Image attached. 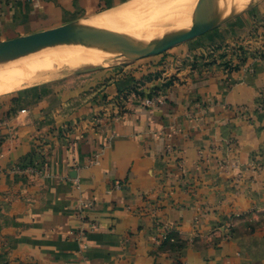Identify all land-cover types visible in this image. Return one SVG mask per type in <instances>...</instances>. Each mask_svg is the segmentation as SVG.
Listing matches in <instances>:
<instances>
[{"label": "crops", "instance_id": "0c3cea01", "mask_svg": "<svg viewBox=\"0 0 264 264\" xmlns=\"http://www.w3.org/2000/svg\"><path fill=\"white\" fill-rule=\"evenodd\" d=\"M127 1L14 0L0 40ZM177 48L0 105V264H264V0Z\"/></svg>", "mask_w": 264, "mask_h": 264}, {"label": "bare ground", "instance_id": "6f19581e", "mask_svg": "<svg viewBox=\"0 0 264 264\" xmlns=\"http://www.w3.org/2000/svg\"><path fill=\"white\" fill-rule=\"evenodd\" d=\"M203 1L204 0H132L122 7L120 6L90 16L83 25L114 32L116 35L122 37L128 45L139 47L145 43L147 35L153 38H160L173 34L180 29L190 27L192 25V18ZM248 1L249 0H239L236 6L242 9ZM230 8L231 7L227 5L226 11L228 12ZM137 17H148L153 21L142 24L131 23L133 19ZM169 27H171L170 31L168 30ZM55 48H71L74 50L69 51L62 49L58 51H45ZM40 50L42 51L40 52ZM79 50L90 51L89 54L92 57L98 54L99 56L103 55L108 57L107 54H104L100 50L80 44L58 45L16 55L8 59L34 53L62 52L55 56H53L54 53H51L50 55L52 56L42 57V55H37L31 58H23L19 61L15 59L16 61L14 60L13 62H3L7 59L3 60L0 63V95L13 91L19 79L24 78L26 74L32 71H34L35 76L31 81L28 80L30 83L41 81L51 76V74L63 71L66 69L63 68V66L71 64L72 61H75L78 57H85V54L78 52ZM98 65L104 64L98 61V64L94 66ZM51 67H54V69L51 70ZM77 68L79 67L75 65L70 66L71 70ZM49 69L51 70L50 72Z\"/></svg>", "mask_w": 264, "mask_h": 264}, {"label": "water", "instance_id": "95a60500", "mask_svg": "<svg viewBox=\"0 0 264 264\" xmlns=\"http://www.w3.org/2000/svg\"><path fill=\"white\" fill-rule=\"evenodd\" d=\"M238 1L204 0L193 16L190 27L160 38L147 35L145 43L139 47L128 45L114 32L83 25L82 20H73L55 27L1 40L0 62L19 54L64 44H80L100 50L104 54L118 55L128 60L158 55L222 25L243 9L236 6ZM250 1L252 0L248 3ZM227 5L231 7L229 14L226 11Z\"/></svg>", "mask_w": 264, "mask_h": 264}, {"label": "rangeland", "instance_id": "374dc122", "mask_svg": "<svg viewBox=\"0 0 264 264\" xmlns=\"http://www.w3.org/2000/svg\"><path fill=\"white\" fill-rule=\"evenodd\" d=\"M12 1H14V0H0V10L2 9L3 6H5V4H9ZM130 1H132V0H129V1L123 3L119 6H116L115 8L120 7V6L122 7ZM110 9H112V8H110ZM107 10H109V9H107ZM229 13H231L230 10L227 12V14H229ZM86 17L87 16H82L79 19V20H82V22H81L82 24H84L90 18V16L87 18ZM151 21H153V20H150V18H148V17H146V18H138L137 17V18H134L133 22H131V23L142 24V23H148ZM44 25H47V23H44V22L40 23L39 22L36 25H34L33 28H41ZM17 27H18L17 23H15L13 26L12 25L0 26V39L9 38V37L13 36L14 34H16L17 30L14 28H17ZM168 30L170 31L171 27H169ZM193 39H196V38H193ZM193 39H190L188 41L180 43V44L166 50L165 52L161 53V54H163V56H161V54H158V55H153V56L141 58L138 60H128L126 58H123V57L118 56V55H113V54L108 55V57L103 56V55L99 56V54L95 57H92L89 54L90 51L79 50L78 52L85 54V57H83V58L78 57L76 59L78 61V63L75 60V61H72L71 64H67V65L63 66V68H66V69H64L63 71H60L59 73L51 74V76H48L46 79H43V80L38 81V82L34 81L31 83H30V81L35 76L34 71L26 74L24 76V78H20L18 81L19 85L17 84L14 87L15 89L13 91L0 95V105H2L4 107L7 106L10 109L12 107H19V106L21 107L24 105V102H27L29 100L31 101L32 99H33L32 101H34V100L37 101V99H42L43 97L48 96V95L53 96V94L64 92L63 88H65L66 85H68V87L71 85L76 86L77 85L76 81L79 83H82L86 79V77H88L91 73L96 72V71H100L102 69H109L111 71V73H116L117 70L122 68L124 65L136 63L137 61H143L145 59H154L155 63L162 62L163 60H165L167 58V55H170L172 53V52H170L172 49H175L176 47H178L177 49H179V47L180 48L184 47V45H186V43H188L189 41H192ZM3 40H7V39H3ZM62 49H66L69 51L74 50L71 48H55V49H47L45 51H51V50L58 51V50H62ZM41 51L42 50H40V52ZM51 53H54L53 56H55V55H58L59 53H62V52H43V53L27 54V55L18 56V57L12 58V59H7L3 62H13L15 59L17 61H19V60H22L23 58L24 59L27 57L31 58V57L37 56V55H42V57L52 56V55H50ZM79 60H80V62H79ZM98 61H99V63L103 62L104 65L94 66L95 64H98ZM150 61L154 62L153 60H150ZM71 65L78 66L79 68L71 70L70 69ZM50 69L53 70L54 67H51ZM50 69H49V72L51 71ZM28 80H30V81H28ZM61 86H62V88H61ZM39 146L41 147L40 144H39Z\"/></svg>", "mask_w": 264, "mask_h": 264}, {"label": "built area", "instance_id": "2783aa9c", "mask_svg": "<svg viewBox=\"0 0 264 264\" xmlns=\"http://www.w3.org/2000/svg\"><path fill=\"white\" fill-rule=\"evenodd\" d=\"M164 99L160 94H156V95H152V96H148L143 100V103L148 106V107H154L157 106L161 103H163ZM5 124V122L3 120L0 119V128ZM29 169V168H28ZM26 169V170H28ZM257 170L259 169V166L256 168ZM29 170H32L31 168ZM93 205L92 201H86V202H82L80 204V209H79V215L84 218L85 214H84V209L91 207ZM84 233V230L80 231V235H82Z\"/></svg>", "mask_w": 264, "mask_h": 264}]
</instances>
